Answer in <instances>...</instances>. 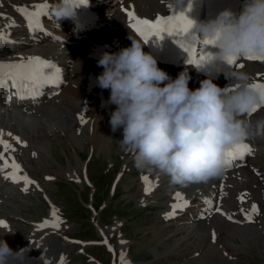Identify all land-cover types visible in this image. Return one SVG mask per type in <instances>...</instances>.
Instances as JSON below:
<instances>
[{"label": "bare ground", "instance_id": "obj_1", "mask_svg": "<svg viewBox=\"0 0 264 264\" xmlns=\"http://www.w3.org/2000/svg\"><path fill=\"white\" fill-rule=\"evenodd\" d=\"M13 1L11 2L12 6L8 4L9 9L2 8L0 11V13H3L0 16V33H4L9 40L17 35L16 39L18 40L8 42L7 39L0 50L7 48L10 44L18 45L22 42L28 41L30 43L32 41L31 37H26L24 32H28L29 29L23 24V16L16 9L18 7H29L30 10H33V5L44 3L39 0H33L26 4L25 0L22 2L21 0ZM94 1L92 0V2ZM2 2L3 0H0L1 4ZM168 2L169 0H127L125 9L134 10L135 14L143 17H151L158 10H163ZM96 9H98V6H96ZM98 10L100 11L101 9L99 8ZM101 11L104 10L102 9ZM111 11L107 9L105 14L110 13V18L113 17L117 21L118 19L121 20L119 30L123 36L126 34L129 37L124 27V22H126L124 20H128L126 12L118 9ZM103 15L104 13H101L102 18ZM108 28V30H105L107 32L100 38L84 41L85 37L79 40L78 44L74 43L75 45L57 32V35L63 37L62 39L50 40L43 36L38 45H34L31 42L35 46L34 49L28 48L29 45L20 46L15 48V50H11L8 55L0 56V60H15L20 58V55L22 57H50L58 61L65 74L63 88L56 97H52L48 102H43L29 110H24L22 112L24 114L21 117L18 115L4 116V112L0 111V130L4 132V139L12 143L15 148L14 152L7 153L6 155L13 156L16 162L20 164L23 170L20 173L21 176L26 174L32 181H34L32 178L35 176V179L38 180L34 181V184L28 185L27 191L21 192L20 189L25 187L24 182L21 180L19 183L11 184L12 181L10 179H5L6 172H10L11 169L0 171V220L5 221L7 224L6 228L0 227V239L7 240V242L13 240L11 232L13 225L14 223L19 224V221H22L20 219L22 217L17 218L12 216V214L17 215L13 213V207L17 205L14 198L16 196L27 197L31 194L44 191L46 185L43 181H48L47 177H50V172H47V166L51 165L47 158L48 155H51L53 148L56 149L58 146H63L64 143L71 145L73 148L90 145L92 149H96L95 151L98 153L100 161L105 155L109 154L110 141L113 135L122 132V129L117 130L116 133L111 130L109 123L110 114L115 110L116 106L107 102L110 95L109 90L100 89L96 84L94 87H91L93 82L96 83V76L103 71L101 67L97 66V61L93 60L96 53L99 56L104 53L100 47L107 44L112 46L113 51L117 52L124 47L131 46L123 44L122 38L118 35V32L116 33L115 29L111 26H108ZM60 31L62 32L63 30ZM29 34H43V32H31ZM49 43L57 45H52L51 47ZM53 49L59 50L54 52ZM57 53L60 54L55 55ZM249 66L247 69H239L238 71L248 73L252 77V80H264V76L258 77L257 75L264 74L261 65L250 64ZM163 70L173 79L181 71H184L167 68H163ZM189 75L191 77L189 88L195 90L200 86V82L193 76L194 74L189 73ZM60 99H65V107L61 111L57 104V101H60ZM72 108L75 110H71ZM77 113H79L78 117L76 116ZM26 116L31 117L32 123L28 124L24 119H20ZM257 118H264V108L259 110ZM249 119L256 121L255 118ZM8 133L26 142V146L17 144L12 137L7 135ZM108 138H111V140ZM257 145L254 144L255 152L253 158L244 168L225 173L218 178H212L208 183H191L187 186L174 185L167 175L153 171L149 175H146L150 180L153 179V190L149 194H145L144 181L142 184H139L141 180L135 184L136 188H133L129 199H132V195H134L137 197V200H133L138 205L145 206L152 203L155 205L160 204L164 207V209L159 210L154 218L155 222L153 225L160 226L158 231L154 230L143 236H149V240L165 243V251L162 253L151 250L155 260L175 258L183 264H196L200 259L208 258L207 255H215L216 257H220L221 262H215L216 257H213L214 262L220 264L239 259V254L242 252L240 253L237 250L235 245L236 240H240L242 243L249 242L251 238H254L252 234H257L258 232L256 231L259 230L260 237L264 241V217L262 219L261 216L264 213V148H257ZM34 153L35 155H33ZM79 163L83 174L90 181L89 168L93 171V168L89 166L90 163L86 165L81 160ZM76 169L77 167L73 168V166H70L68 170H63V172L60 169L61 172L58 171L51 174L53 179H50V181L55 182L60 177H63L65 180L73 179L74 176L78 175ZM145 173L146 171H144L143 175ZM161 182L165 183L164 187H161ZM221 184H223V192L220 189ZM3 189H9V192L11 191L13 194L1 197ZM176 192L182 193L184 199L188 200L190 204L187 208L178 210L174 218L165 219V214L171 211V205L175 203L173 193ZM241 196L245 197L243 201L240 199ZM206 198L212 201L213 210L211 212L205 211L207 208L205 204ZM160 199L163 201L159 202ZM253 203L260 209V214L254 216L253 222L249 223L245 221L244 213L241 209L248 211L251 209ZM217 205L222 209L223 213L231 215L233 219L229 220L226 215L215 212L214 209ZM203 214L206 215L205 219H200L199 217ZM48 217L49 220H52L51 215ZM40 224L34 223V225H31L30 230L32 232H40ZM119 224L120 221L118 220L106 226V229L103 230L100 225L94 223L98 236L104 239L119 230ZM258 224L259 226H257ZM56 230L50 227L48 234H57ZM213 232L216 236L215 241L212 238ZM121 241L124 240L119 239V247L120 244H123ZM29 242L26 241L23 243L25 245L21 244L20 246L23 245L25 247V253L33 257L34 263L39 261V264H53V262L49 263L51 256H45V252L49 248V242L46 241L34 247ZM65 242L63 245L72 244V242L69 243L67 240ZM20 246L13 251L16 252ZM120 248L125 254L128 264H142L141 262L136 263L127 258L130 253L127 254L125 251V245ZM59 253L61 254V252ZM60 254L56 257L60 258L62 256Z\"/></svg>", "mask_w": 264, "mask_h": 264}, {"label": "clouds", "instance_id": "obj_2", "mask_svg": "<svg viewBox=\"0 0 264 264\" xmlns=\"http://www.w3.org/2000/svg\"><path fill=\"white\" fill-rule=\"evenodd\" d=\"M176 3L182 6L183 0ZM76 8L75 0H58L51 14L59 23L74 17ZM193 29L197 40H213L218 49L205 66L228 64L230 58L264 57V0H245L238 14L224 9L214 19L195 22ZM129 39L131 46L104 52L97 60L103 71L96 76V85L109 90L107 102L116 106L109 123L112 132L122 129L120 149L133 154L138 169L167 175L174 185L223 176L225 150L264 135V118H247L264 104L259 91L250 86L252 77L231 70L225 87L209 77L192 90L187 68L173 79L144 51L146 43L130 35ZM21 255L0 239V264Z\"/></svg>", "mask_w": 264, "mask_h": 264}, {"label": "rangeland", "instance_id": "obj_3", "mask_svg": "<svg viewBox=\"0 0 264 264\" xmlns=\"http://www.w3.org/2000/svg\"><path fill=\"white\" fill-rule=\"evenodd\" d=\"M11 2L14 1L3 0L2 4L0 3V11L2 10V8L9 9L10 7L8 6V4L12 6ZM105 2L106 4L104 5L106 6H103L102 9L114 11L113 9L115 7L112 6L114 4L112 3L111 5L109 2L104 1V3ZM126 2L127 0H125L122 7L126 6ZM117 5H120V3H117ZM100 7H102V4ZM107 21L110 22V20ZM106 30H108V28ZM104 31L105 30L103 28L99 27L97 30L92 32L91 35L93 37H96L98 34H103ZM53 33L57 35V32L53 31ZM89 36L90 35L88 34L86 38H88ZM93 39L94 38H92L91 40ZM78 42L80 41H76L75 44H78ZM57 104L59 110L61 111L62 108L65 107V99H60V101H57ZM71 110L75 109L72 108ZM78 115L79 113H77L76 116L78 117ZM23 118L24 121L28 124L32 123L31 120H25L31 119V117L26 116ZM108 139L111 140V138ZM120 139H122V132L113 135L112 140H109L111 144V147L109 148V154L105 155L100 161L99 155L95 151L96 149H92L90 145L73 148L71 145L64 143L63 146H58L56 149L53 148L54 150L52 149L51 155H48L47 158L49 164L51 165L47 166V172H50V177H52L51 174L60 171V169L62 172L65 169H70V166H73V168L77 167L76 170L78 172V175L76 177L74 176L72 180H65L63 179V177L57 178V180L60 182L59 189L51 185L54 184V182H51L50 179H47L48 181L44 180L43 183L46 185L44 194H42L44 192L43 191L41 193H38L37 195L32 194L34 195V198L30 199H26L25 196H22L23 198H14L15 202H17V205L13 207V213L17 215L13 214L12 216L17 218L22 217L24 219L20 218L22 221H19V224L14 223L13 229L15 226L17 232L14 233L13 240H10L8 242L6 240L9 247L12 250H15L16 247L25 243L24 240L28 236L26 230L31 231V225H34V223H39L42 221L40 220L41 218L47 217V209L51 215L52 209L54 207L57 210V214L61 220L60 228L58 229L60 234L50 236L49 241L51 242V246L49 245L48 250L52 249V251L54 252L61 251L62 255L66 254L67 260L66 262H64L65 264H111V261H113L114 264H119V257L120 253L122 252L120 247H123V245H125L123 243L120 244L119 247V239H122L127 242V247H125V251L127 252V254L130 253L128 254L127 258L136 263L141 262L142 264H183L182 262H180V260H177L175 258H171L169 260H155L154 255L151 252L155 250L159 253H162L163 251H165V243H159L153 240H149V236L143 237L151 231H158L160 226L158 227L156 225H153V223L155 222L154 218L157 215L156 211H159L160 207L152 206L151 208L145 207V209L143 210L142 208L138 209L136 207V203L133 200H137V197L132 195L133 198L129 199L130 193L133 191V188H136L135 184H137L134 183L133 180H138V177L134 176L139 174L140 172L139 169L135 166V164L132 163L133 156H127V163L125 164L123 174L120 176L119 179L117 178L116 183L114 185L112 184V181L117 175L121 164L125 160L124 151H122L119 147ZM80 160L83 161L86 165L90 163L89 166L93 168V171L89 168L88 172L90 181L83 174V170L81 169V165L79 163ZM122 169L123 168H121V171ZM144 171H146L144 175H149L151 173L147 170ZM144 175H140L141 182L139 184L143 183L142 176ZM32 179L34 181H38L35 179V176ZM151 181L153 182V179H151ZM91 182L93 183L94 187ZM160 185L161 187H164L165 183L161 182ZM92 206L95 207L94 210L92 209ZM261 216L263 219L264 213ZM48 218L49 217H47L46 219ZM93 218L94 221L92 224ZM118 220L120 221L121 230L117 231L116 233L114 232L113 235L108 237L107 241L108 244L111 245L113 248L114 253L112 255L108 253L100 243L96 244L93 242L100 241L101 239L98 236L96 226L94 227L93 225L94 223L99 224L104 230L106 229V226H109L110 224ZM257 226H259V224ZM48 229H50V227H48ZM41 230L44 233H49L48 230H46L45 228H40V231ZM256 232L258 233L252 234L254 238H251V240L249 238V242L242 243L240 240L235 241L237 250L240 253L242 252L241 254H239L238 260H231V262H224L220 264H264V241L260 237L261 234H259V230ZM31 234H33L32 231ZM38 238H46V235L42 234L41 232H38L36 234L31 235L30 239L34 241ZM62 238L75 240L80 243V246L73 245V242L72 244H68V246H64L63 243H66L65 241L67 239L62 240ZM41 239L36 244H33V247L46 241L49 242L48 240H44L42 242ZM69 240L67 241L71 243V241ZM60 243L63 247L58 249ZM50 254L46 253V255L49 256ZM58 254L60 253L58 252L57 256ZM207 256L208 258L206 257V260L202 258L200 259V261L198 260L199 262H197L196 264H217L215 262H221L219 256ZM213 257H216L215 262ZM50 258H53L52 255ZM55 259H57V257Z\"/></svg>", "mask_w": 264, "mask_h": 264}, {"label": "snow or ice", "instance_id": "obj_4", "mask_svg": "<svg viewBox=\"0 0 264 264\" xmlns=\"http://www.w3.org/2000/svg\"><path fill=\"white\" fill-rule=\"evenodd\" d=\"M86 0H75L76 6L85 3ZM49 3H38L33 5V10L29 7H18L16 10L25 18L27 27L30 32L43 30V25L41 23V17L46 16L49 10ZM193 0H188L187 6L182 11H177L174 7V3L170 2L168 8L171 10L170 14L157 15L151 19L138 17L134 10L124 9L128 17L129 26L142 38L144 43H147L153 36L162 40L164 34L170 37H176L175 43L179 45L187 54L188 59L186 64L200 69L205 66L206 61L211 59V53L206 52L205 49L209 46L215 47V41L205 40L199 41L195 38L192 32L194 28L195 21L187 15L188 12L192 10ZM3 13H0L2 16ZM8 37L4 33H0V48L4 46L5 41ZM199 49V50H198ZM246 60L250 61H264L262 56H247L244 57ZM240 58H230L228 64L233 68L242 69L245 67L243 63H238ZM258 77L264 76V74H257ZM63 78L61 75V69L52 61L42 58L40 56H28L20 57L17 60H0V92L6 89L15 90L13 95L18 99L33 98L44 94V89L48 87L59 88L63 84ZM251 87L257 89L261 95L262 100H264V82L254 81ZM233 88H226V91H233ZM11 96L9 97V100ZM264 107V104L257 105L248 116L256 113L258 109ZM16 141L17 144H22L26 146V142L20 140L19 137L12 136L11 133L7 134ZM15 148L12 143L4 139V132L0 130V171H5L6 169H11L10 172H6L5 179H10L14 183H19L21 180L24 182L25 187L23 191L28 190V185L34 184L26 174L20 175L23 171L20 164L16 162L15 158L7 153L14 152ZM252 148L245 142H239L228 149L225 150V164L227 165L226 170L234 167V162H238L243 159L246 155L252 153ZM35 155V153L33 154ZM47 179H53L52 177H47ZM142 180L145 183V194H149L153 190V182L148 176H142ZM38 187V185H37ZM221 192H223V184L220 185ZM241 201L245 199L244 196L240 197ZM175 203L171 205V211L165 214V219H170L177 215L178 210H183L189 206V201L184 199L182 193L176 192L174 195ZM205 204L207 205L206 212H211L213 210L212 201L210 199H205ZM215 212H219L222 215H226L227 219L232 220L231 215L223 213L222 209L217 205L214 209ZM244 213L245 221L251 223L253 222V217L260 214V209L253 203L251 209L245 211L241 209ZM52 220L45 219L40 225V228L52 227L54 229H59L61 221L58 217L57 210L53 207L51 212ZM0 227H7L5 221L0 220ZM213 241H215V233L212 234ZM103 243L107 244L105 239ZM121 243H126L121 241ZM109 250L113 251L111 246ZM120 264H128L125 259V254L120 253ZM60 264H64V258L61 256Z\"/></svg>", "mask_w": 264, "mask_h": 264}]
</instances>
